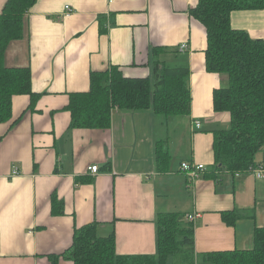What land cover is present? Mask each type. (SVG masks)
Masks as SVG:
<instances>
[{
    "label": "crops",
    "instance_id": "obj_1",
    "mask_svg": "<svg viewBox=\"0 0 264 264\" xmlns=\"http://www.w3.org/2000/svg\"><path fill=\"white\" fill-rule=\"evenodd\" d=\"M197 1L37 0L25 16L24 35L10 43L4 62L30 67L41 96L30 108L29 95H15L11 119L0 122V264H74L66 253L75 228L92 222L98 236L115 234L119 254H157L163 211L183 212L193 223L196 264H210L199 258L203 252L253 247L254 227L264 225V179L211 172L213 131L228 127L230 115L213 109V91L226 77L206 69V29L190 14ZM66 5L74 11L62 16ZM231 24L264 40V8L235 10ZM156 46L162 60L189 65L186 133L161 134L164 118L151 110L115 109L106 129L71 126L70 93L90 89L91 71L116 64L126 76H150ZM156 140H166L172 154L166 172L156 169ZM256 160L264 161V149ZM183 162L210 171L191 179ZM235 208L244 217L234 227L221 212Z\"/></svg>",
    "mask_w": 264,
    "mask_h": 264
},
{
    "label": "trees",
    "instance_id": "obj_2",
    "mask_svg": "<svg viewBox=\"0 0 264 264\" xmlns=\"http://www.w3.org/2000/svg\"><path fill=\"white\" fill-rule=\"evenodd\" d=\"M36 2L7 0L0 12V122L11 119L15 95H29L30 108L41 96L32 89L30 67H10L4 62L10 43L23 37L25 16ZM263 8L264 0H198L190 9L192 18L206 29V69L226 77L213 91L214 111L230 115L228 127L213 131L214 174L247 172L251 165H257V155L264 149V40L231 24L233 11ZM162 51L160 46L152 49L150 76H126L116 64L91 71L90 89L70 93L71 126L109 128L115 109L151 110L164 122L188 116L192 102L189 65L162 60ZM155 146L156 169L166 172L172 154L166 140H156ZM53 209L61 212L62 202L55 198ZM221 217L235 227L244 216L235 208L222 211ZM194 232L193 223L186 221L183 212L163 211L158 215L157 254L123 255L116 250L115 234L98 236L92 222L75 228L66 256L74 264H168L170 258L174 264H196ZM199 258L210 264H264V225L254 227L252 248L203 252Z\"/></svg>",
    "mask_w": 264,
    "mask_h": 264
},
{
    "label": "built area",
    "instance_id": "obj_3",
    "mask_svg": "<svg viewBox=\"0 0 264 264\" xmlns=\"http://www.w3.org/2000/svg\"><path fill=\"white\" fill-rule=\"evenodd\" d=\"M112 1V0H110ZM74 11V8L70 5H66L65 9L63 11L62 16H69ZM181 50H184L187 48V44L183 43L181 44ZM196 127H200L201 123L199 121L195 122ZM90 172L96 173L99 170L98 165H92L88 168ZM181 170H183L191 179L197 178L200 174L206 172L208 170V167L205 164L202 163H192V162H183L181 164ZM248 171L253 172L256 177L264 179V161L261 163H257V165H251L248 169ZM19 174V168L17 166L13 167L12 175L16 176ZM196 217V215H189L188 219L193 220Z\"/></svg>",
    "mask_w": 264,
    "mask_h": 264
},
{
    "label": "rangeland",
    "instance_id": "obj_4",
    "mask_svg": "<svg viewBox=\"0 0 264 264\" xmlns=\"http://www.w3.org/2000/svg\"><path fill=\"white\" fill-rule=\"evenodd\" d=\"M184 117H172L169 119L168 124L167 122H165L164 125H159V132H161V134L165 135L167 133L169 134H181V133H186L185 128V122L182 121ZM164 120V119H163ZM164 136V137H165ZM171 143L175 146V148H177V144L178 141L174 140L171 141ZM172 144H171V148H172ZM176 158H174V162H175ZM168 264H174V259L170 258L168 260Z\"/></svg>",
    "mask_w": 264,
    "mask_h": 264
}]
</instances>
